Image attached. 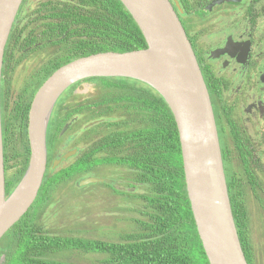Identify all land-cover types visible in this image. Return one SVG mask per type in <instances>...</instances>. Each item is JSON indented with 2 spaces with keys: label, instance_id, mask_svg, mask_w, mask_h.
<instances>
[{
  "label": "trees",
  "instance_id": "16d2710c",
  "mask_svg": "<svg viewBox=\"0 0 264 264\" xmlns=\"http://www.w3.org/2000/svg\"><path fill=\"white\" fill-rule=\"evenodd\" d=\"M99 21L102 22L99 24ZM92 22H95L96 34H99V30L104 35V42L96 44L95 51L88 44L89 51H81V55L79 51L70 53L71 56L66 54L50 73L33 76L38 80L36 88L28 82L22 91L17 90L16 79L12 75L17 67V60L7 61L6 56L3 59L1 90L3 89L4 96L0 100L2 142L10 152L9 160L7 159L9 164L5 168L6 195L14 189L27 168V115L38 86L57 68L79 58L146 48L137 25L118 0H75L64 4L58 11L56 22L58 38L65 31V40H73L79 31L89 33ZM63 39L59 42H65ZM10 41L12 40L7 42L5 55H8ZM90 81L100 88L95 105L104 107L105 114L102 117L105 120L96 126L105 128L106 134L85 153L89 156L90 166L103 161L109 165L121 164L122 179L136 184L133 187L134 193H123L114 190L110 184L98 183L111 189L107 192L108 205H114L111 210L125 207L126 212L132 214L130 220L133 221V230L110 241L52 235L38 229L33 219V206L0 242H3L0 245V264H67L56 262L52 257L70 251L99 255L101 257L97 264H208L186 194L178 133L164 100L153 89L134 80L95 78ZM23 90L24 93H29H25L29 96L28 101H23ZM14 91H19V94ZM61 126L62 123L56 128L57 132ZM22 132L20 146L17 136ZM90 173L88 171L87 174ZM79 176V173L71 170L61 171L59 176L54 173L48 178L45 174L39 196L43 198L44 189L53 190L56 187L54 181L78 182ZM87 186L90 185L77 187L82 190L81 200L84 199L82 192ZM114 200L121 201V204H112ZM78 208L81 209L80 206ZM231 211L247 264H264L258 258L260 253L257 250L262 242L251 240L253 230L250 228V233L247 231V220L243 217L241 208L233 204ZM86 224L95 225L92 220Z\"/></svg>",
  "mask_w": 264,
  "mask_h": 264
},
{
  "label": "flooded vegetation",
  "instance_id": "af4514ba",
  "mask_svg": "<svg viewBox=\"0 0 264 264\" xmlns=\"http://www.w3.org/2000/svg\"><path fill=\"white\" fill-rule=\"evenodd\" d=\"M73 1L75 0H22L7 39V42L12 40L9 42L11 46H8V55H5L8 45L6 42L3 59L6 56L7 61L17 60L13 79H16V70L20 65L29 67L37 60V66L27 68L29 73L24 78L23 87L33 76L50 73L66 54L79 51L81 55L80 53L89 51L88 44L95 51V45L104 42V35L99 30V34H96L95 22L90 23V27L94 29L90 28L89 33L79 31L73 40L63 39L67 31L58 38V11L64 4ZM169 2L184 29L207 88L230 204H237L241 208L243 217L247 220V231L250 233V228H255L252 223L264 224V0ZM60 39L65 42H59ZM91 79L95 78L71 85L58 97L48 123L45 170L47 178L54 173L59 176L63 170L77 172L80 176L78 182L54 181L55 188H58L51 191L44 189L43 198L38 191L34 202L22 217L34 206L33 219L41 232L40 215L51 202V206L57 203L54 210L64 206V200L58 195L64 193L65 189H60L75 184L79 186L82 181L92 178L91 174L97 167H105L114 172L117 169L116 175L102 178L110 181L107 184L113 186L117 192L135 191L133 187L136 184L122 179L121 164L115 166L103 161L97 165H89V156L86 153L91 150L94 142L106 134L105 128L96 126L105 120L102 117L105 110L104 107L95 105L100 88ZM1 85L0 80V97H3ZM23 87L17 90L22 91ZM89 91L98 93L92 96L94 99L91 101ZM61 123L60 131L57 132L56 128ZM22 134L23 132L17 136L20 146ZM2 144L6 182L5 168L9 164L7 159L9 160L10 152L4 141ZM88 171H91L90 175L87 174ZM121 209L122 215L130 214L126 212L127 208ZM257 219L260 221H256ZM116 220L119 228L125 226L121 228L119 235L114 236L119 237L133 230V221L121 217ZM262 230L264 235V227ZM251 240L253 241L252 237Z\"/></svg>",
  "mask_w": 264,
  "mask_h": 264
},
{
  "label": "water",
  "instance_id": "95a60500",
  "mask_svg": "<svg viewBox=\"0 0 264 264\" xmlns=\"http://www.w3.org/2000/svg\"><path fill=\"white\" fill-rule=\"evenodd\" d=\"M146 48L99 53L72 61L40 86L27 115V168L6 195L0 112V239L29 210L46 170V132L58 97L89 78L137 81L170 110L180 145L184 183L208 264H247L234 225L210 98L184 29L169 0H118ZM22 0H0V80L4 48ZM110 183L88 178L81 185Z\"/></svg>",
  "mask_w": 264,
  "mask_h": 264
},
{
  "label": "rangeland",
  "instance_id": "374dc122",
  "mask_svg": "<svg viewBox=\"0 0 264 264\" xmlns=\"http://www.w3.org/2000/svg\"><path fill=\"white\" fill-rule=\"evenodd\" d=\"M37 66V60L33 61L29 67ZM28 66L20 65L16 70V85L15 87L19 89L23 87L24 78L28 76L29 73ZM37 79L32 78L30 82V86L33 88L37 87ZM20 91V90H19ZM19 91H14L19 94ZM29 94L27 91L25 92ZM23 90V101H28L29 96H27ZM94 94V95H93ZM98 95L95 91H89V101L93 100L92 96ZM1 98V97H0ZM1 107V106H0ZM1 112V108H0ZM117 169L115 172L109 170L105 167H97L96 170L93 171L91 174L92 177L95 178H106L109 175H116ZM75 184V182L73 183ZM88 184V188L82 192V197L84 198L81 200L80 192L82 191L78 186L69 185L65 187L64 193H60L58 195L59 198L64 200V206L61 203V207L59 210H54V207L57 206V203H54L53 206L51 204L45 209V211L40 215V226L42 232H47L52 235L57 236H76L88 239H103L105 241H110L116 238V234L121 233V228L124 227L123 225L121 228L117 226L116 218L125 217L128 218L132 217L131 214H124L122 209L118 210H111L113 207L108 205L109 204V195H107L108 191L111 189L103 187L101 184L94 183ZM81 183L79 184V186ZM86 186V185H85ZM112 201V204H119L121 201ZM121 204V203H120ZM81 207L79 210L78 207ZM84 216V217H83ZM126 218L125 220H130ZM94 221L95 225H88L86 224L87 221ZM256 221H260L257 219ZM252 227H255L253 230L252 239L255 242H263L260 246V250L258 253L259 259L264 262V235L262 234V228L264 224L262 222H254L252 223ZM129 228V227H128ZM103 237H102V234ZM111 232V234H110ZM128 233L130 231H127ZM110 234V235H109ZM118 234V235H119ZM108 236H111L108 239ZM106 239H105V238ZM108 239V240H107ZM0 243V245H2ZM259 249V248H258ZM257 249V250H258ZM101 257L96 254H81L77 252H64L61 254H57L52 259L59 263H67V264H97L98 258ZM260 261V262H261ZM261 262V263H262Z\"/></svg>",
  "mask_w": 264,
  "mask_h": 264
},
{
  "label": "bare ground",
  "instance_id": "6f19581e",
  "mask_svg": "<svg viewBox=\"0 0 264 264\" xmlns=\"http://www.w3.org/2000/svg\"><path fill=\"white\" fill-rule=\"evenodd\" d=\"M95 53V52H94ZM10 54V53H9ZM86 56V55H85ZM44 71V70H43ZM109 88V87H108ZM30 89V88H29ZM102 94V93H101ZM103 95V94H102ZM97 98V97H96ZM131 114V113H130ZM139 119V118H138ZM129 120V119H128Z\"/></svg>",
  "mask_w": 264,
  "mask_h": 264
},
{
  "label": "clouds",
  "instance_id": "9594fccd",
  "mask_svg": "<svg viewBox=\"0 0 264 264\" xmlns=\"http://www.w3.org/2000/svg\"><path fill=\"white\" fill-rule=\"evenodd\" d=\"M46 153H47V151H46ZM44 178V177H43ZM43 182V181H42ZM231 206V205H230Z\"/></svg>",
  "mask_w": 264,
  "mask_h": 264
}]
</instances>
